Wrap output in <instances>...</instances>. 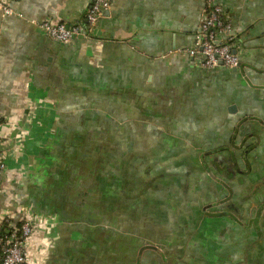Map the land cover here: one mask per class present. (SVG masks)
<instances>
[{
    "label": "crops",
    "instance_id": "crops-1",
    "mask_svg": "<svg viewBox=\"0 0 264 264\" xmlns=\"http://www.w3.org/2000/svg\"><path fill=\"white\" fill-rule=\"evenodd\" d=\"M90 1L9 0L12 13L0 11V133L10 147L0 212L35 221L23 264H264V0H220L236 72L193 67L184 53L202 0H112L91 37L69 45L35 24H84ZM103 127L99 137L134 141L106 145L112 166L148 154L132 170L170 189L153 244L79 229L59 206L82 166L70 144Z\"/></svg>",
    "mask_w": 264,
    "mask_h": 264
},
{
    "label": "flooded vegetation",
    "instance_id": "flooded-vegetation-1",
    "mask_svg": "<svg viewBox=\"0 0 264 264\" xmlns=\"http://www.w3.org/2000/svg\"><path fill=\"white\" fill-rule=\"evenodd\" d=\"M152 110L154 108L151 104L150 109L145 111L147 113L145 116L151 115ZM99 130L91 131V136L86 139L73 138L75 143L72 142L70 145L73 144V151L78 152V159H74L73 162L82 166L72 169L74 174L73 178L70 177L72 183L67 185L66 190L70 194L65 193V202L59 203V206L64 208L65 205L75 213H72L74 215L72 224L79 229L86 225L114 230L120 234V238L115 234L113 241L119 240V243L126 241L128 246L139 243L153 244L154 234L151 229L153 230V226L163 225L165 196L170 193V189L161 185L156 178L151 179L149 173L140 172L137 168L132 170L133 161L149 165L148 154H128L120 160L122 163L118 165L113 161L112 166L110 161L116 155L111 156L106 145L111 144L114 150L118 147L130 149L134 141L128 137L120 139L105 138L103 135L99 137L100 134H104L105 127ZM76 177L80 181L73 182L77 180ZM77 182L81 184L80 189H76ZM24 200L25 204H30L28 196H25ZM97 236L99 241H102L101 237L106 234Z\"/></svg>",
    "mask_w": 264,
    "mask_h": 264
},
{
    "label": "built area",
    "instance_id": "built-area-1",
    "mask_svg": "<svg viewBox=\"0 0 264 264\" xmlns=\"http://www.w3.org/2000/svg\"><path fill=\"white\" fill-rule=\"evenodd\" d=\"M9 0H0V11L12 13ZM112 0H91L84 13V24L41 21L37 28L50 40L63 45L72 44L74 37L89 38L97 21L104 16ZM220 0H202L199 18L190 45L184 53L193 67L213 69L222 67L229 72L240 69L239 54L229 22L222 13ZM0 126L2 118L0 117ZM8 136L0 133V178L6 168L5 156L10 147ZM36 226L25 215L11 211L0 212V264H23L26 261L27 243Z\"/></svg>",
    "mask_w": 264,
    "mask_h": 264
},
{
    "label": "water",
    "instance_id": "water-1",
    "mask_svg": "<svg viewBox=\"0 0 264 264\" xmlns=\"http://www.w3.org/2000/svg\"><path fill=\"white\" fill-rule=\"evenodd\" d=\"M65 25L67 26V25H68V23H65ZM77 38H79V36H77V37H74V38H73V40L75 41Z\"/></svg>",
    "mask_w": 264,
    "mask_h": 264
}]
</instances>
